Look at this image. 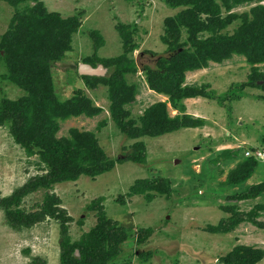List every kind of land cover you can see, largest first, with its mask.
<instances>
[{
    "label": "rangeland",
    "instance_id": "rangeland-1",
    "mask_svg": "<svg viewBox=\"0 0 264 264\" xmlns=\"http://www.w3.org/2000/svg\"><path fill=\"white\" fill-rule=\"evenodd\" d=\"M217 2L221 17L211 19L204 14L206 29L202 31L180 29L177 41L180 47L173 53L170 44L163 41L165 21L187 8L174 10L163 0H38L18 7L0 0V104L3 100L13 102L28 96L18 84L4 79L9 71L4 61L7 52L1 45L12 26H16L13 23L18 12L27 14L33 8L40 12L44 7L65 19L83 14L82 28L72 38V51L54 68L56 87L62 101L73 97L75 89H85L93 105L102 112L94 117L83 115L64 121L58 118L60 129L54 134L55 139L71 140L74 131L91 132L110 160L126 161L117 162L112 171L95 179L83 176L77 181L56 184L50 192L75 219L70 226L73 241L97 226L101 205L109 219L128 229L131 236L122 244L121 255L111 264H225L223 260L238 248L264 252L263 227L243 223L229 234L212 231L233 215V208L245 214L255 211L259 214L258 222L264 224V61L252 63L245 54H234L220 62L212 60L202 70L185 73L184 87L205 89L211 96V99L183 101L186 114L203 119L204 125L139 140L130 139L115 123L109 87L100 85L89 90L76 74L81 76L79 65L95 53L93 31H98L105 41V46L97 51L98 56L116 59L124 52L118 25H126L132 31L137 26L134 31L137 48L129 58L139 66L155 67L161 57L171 58L183 51L195 55L198 49L206 44L213 46L217 40L219 48L245 23L239 19L225 26L221 21L227 22L232 15L242 18L248 15L253 21L254 11L264 8V0L234 5L229 11L221 0ZM191 33L197 34L196 37L191 39ZM113 73L109 70L106 77ZM254 80L258 85L253 84ZM129 81L139 89L135 101L126 106L136 121L161 102L167 104L171 118L180 114L168 96L150 90L140 68ZM12 130L11 126H0V199L12 196L30 179L49 172L48 164L43 161L46 153L40 155L42 147L28 154ZM140 143L147 147L145 162L127 161ZM250 159L258 160L250 169L252 176L233 184L239 168ZM154 178L162 179V186L170 191L147 193L154 196L152 201L142 195L129 196L138 181ZM255 186L263 190L260 197L239 199ZM48 192L41 189L32 193L11 210L34 212L33 209L47 201ZM102 197L106 199L103 203H94ZM93 205L95 209H90ZM78 221H83V225ZM150 228L153 233L148 241L138 244L135 234ZM244 254L245 251L239 252L234 260L254 264L255 260H243ZM60 255L58 221L48 217L43 223L16 230L10 225L6 211L0 208V264H60ZM76 256L80 258V253L76 252ZM257 264H264V258Z\"/></svg>",
    "mask_w": 264,
    "mask_h": 264
},
{
    "label": "trees",
    "instance_id": "trees-1",
    "mask_svg": "<svg viewBox=\"0 0 264 264\" xmlns=\"http://www.w3.org/2000/svg\"><path fill=\"white\" fill-rule=\"evenodd\" d=\"M5 1L18 7L21 3L37 2L38 0ZM163 1L174 10L187 8L176 17L168 18L165 21L166 33L163 41L170 44L173 53L180 47L177 46L180 29L184 27L188 30L191 28L193 32L195 30L202 31L206 29L202 17L204 14L210 15L211 19L217 17L218 20V16L221 17L218 0ZM221 1L229 11L234 8V5L249 3L253 0ZM254 13L253 21H250L248 15L244 18L232 15L227 22L221 21L225 26H229L239 19L244 20L245 23L234 35L228 36L227 42L220 44L219 48L217 40L213 46L206 44L203 48L198 49L196 56L194 53L183 51L171 58L161 57L155 67L139 66L134 59L129 58V55L134 53L137 48L134 39V31L137 30V26L132 31L126 25H118L117 30L123 40L124 52L116 59H102L98 56L97 51L105 46V41L98 31H93L91 37L95 43V53L93 57L84 59L83 63L90 64L94 68L101 64L105 68L113 70L114 73L104 78L79 76L76 73L77 78L83 79L87 89L92 91L100 85L109 87L113 119L122 133L128 135L130 139L159 138L184 129L201 128L204 125V120L186 114V106L183 101L198 98L211 99V96L205 89L184 87L185 73L202 70L208 67L210 61L220 62L234 54H245L252 63L264 61V8L255 10ZM82 17L83 14L80 13L65 19L59 13H49L44 7L40 12L34 8L27 14L18 12L13 23L16 26H12L2 42V50L7 52L4 61L9 71L4 79H10L18 84L27 92L28 96L22 97L18 101L3 100L1 102L0 126H11L12 135L28 154L32 155L35 149L42 147L40 155L44 156L46 153L43 161L48 164L49 172L46 175L30 179L12 196L0 199V208L6 211L10 225L16 230L43 223L48 217L58 221L61 235L60 264H111L121 255L122 244L131 236L128 229L109 219L101 205L97 226L88 234L82 235L79 240L73 241L70 235V226L75 223V219L65 208L61 207L58 197L50 192L56 184L77 181L83 176L95 179L97 176L112 171L117 162L124 163L126 161L110 160L99 148L98 139L91 132L78 133L74 131L71 140L55 139L54 134L60 129L56 123L58 118H62L64 121L83 115L94 117L102 112L101 109L93 105V101L83 88L75 89L74 96L70 99L62 101L58 97L54 68L62 62L68 52L72 51V38L82 28ZM196 35L191 33V39ZM139 68L147 78L150 90L168 96L173 108L179 111L178 116L171 118L167 104L161 102L149 108L140 121L132 118L126 106L135 101L139 89L136 84H130L129 77L136 75ZM253 84L258 85V81L254 80ZM147 156V147L140 143L127 161L143 164ZM256 161L250 159L242 165L243 170L239 168L237 179L232 183L240 184L250 178L252 176L250 169L255 163L258 164ZM152 181H138L131 188L129 196L142 195L152 201L154 196L149 194L147 196V193L158 191L166 194L170 191V189L167 190V186H162V179L154 178ZM260 186L252 187L249 194L240 196L239 199L251 200L250 198L260 197L263 194ZM41 189L49 191L47 201L33 209L34 212L11 210L13 207L19 206L25 197ZM105 200L102 197L94 203L99 205ZM95 207L93 205L90 209H95ZM231 211L233 215L223 220L219 226L212 228V231L218 234H229L243 223H251L264 228V224L258 222L259 214L254 213L255 211L250 214L239 213L235 208ZM78 224L83 225V221H78ZM152 233L153 229L151 228L139 230L135 234L138 244L148 241ZM244 251L243 260L245 258L255 260L254 264L264 258L263 251L247 250L242 247L236 249L223 262L225 264H243V261H235L234 258L238 256L239 252L241 254ZM76 252L80 253V258L76 256ZM245 262V264H249L246 260Z\"/></svg>",
    "mask_w": 264,
    "mask_h": 264
},
{
    "label": "water",
    "instance_id": "water-1",
    "mask_svg": "<svg viewBox=\"0 0 264 264\" xmlns=\"http://www.w3.org/2000/svg\"><path fill=\"white\" fill-rule=\"evenodd\" d=\"M108 72L109 69L105 68L101 64H99L96 68L90 64L84 63L79 66V73L81 76L104 78L107 76Z\"/></svg>",
    "mask_w": 264,
    "mask_h": 264
}]
</instances>
